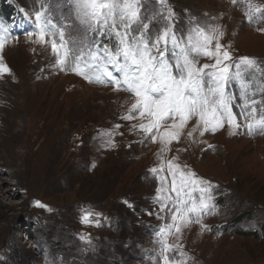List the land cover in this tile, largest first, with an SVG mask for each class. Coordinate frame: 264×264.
I'll return each mask as SVG.
<instances>
[{
    "label": "rangeland",
    "instance_id": "374dc122",
    "mask_svg": "<svg viewBox=\"0 0 264 264\" xmlns=\"http://www.w3.org/2000/svg\"><path fill=\"white\" fill-rule=\"evenodd\" d=\"M59 1L0 0L17 11L14 22H8L16 39L0 53L11 71L8 78L0 75V264H164L165 255L175 264L186 259L175 247L165 252V243L180 246L190 257L187 264H264V133L250 134L241 114L255 107L257 118L264 115V13L253 8L249 22L244 0H167L178 34L210 25L224 33L221 43L232 57L226 63L239 65L230 69L233 81L226 93L233 97L241 127L230 135L225 123L203 136L198 130L190 140L193 119L181 141L161 155L160 143L138 127L148 119H121L135 98L59 71L50 38L41 44L25 34L36 30L34 13L42 6L58 27L78 24L73 0ZM251 3L264 8V0ZM147 7L159 12L164 6L152 0ZM26 20L31 21L27 30ZM168 23L157 16L154 30ZM65 38L72 47L78 33L68 29ZM243 57L253 58L255 66L246 68ZM205 63L214 61H197ZM174 155L176 163L187 166L176 171L177 186L181 171L194 172L210 182L204 195L214 207L200 223L182 227L181 233L173 227L169 234L177 197L166 162ZM185 193L201 195L199 186L193 191L190 185L181 199L188 198ZM161 204L168 205L165 211ZM85 213H92L88 223Z\"/></svg>",
    "mask_w": 264,
    "mask_h": 264
},
{
    "label": "snow or ice",
    "instance_id": "6c2138e0",
    "mask_svg": "<svg viewBox=\"0 0 264 264\" xmlns=\"http://www.w3.org/2000/svg\"><path fill=\"white\" fill-rule=\"evenodd\" d=\"M152 0H73L76 25L57 26L47 15V9L41 7L35 11V31L25 33L28 37H35L33 42L48 44L51 40V52L55 60V67L59 71H72L82 76L89 83L111 85L116 91H125L134 98L128 115L121 117L125 120L139 118L148 119V123L138 125L141 132L148 135L153 143L159 142L160 154L172 151L170 145L179 143L184 135V129L195 119V125L187 132L192 140L194 133L199 130L203 136L207 132L214 133L227 123L230 135L237 134L231 129L241 127L237 114L232 110L233 97L227 95L226 88L233 81L230 69L239 65H229L226 61L232 59L230 53L221 43L224 33L218 31V25L207 28L195 26L187 35L177 34L173 25L174 13L167 7V0H156L164 6L159 12H152L147 7ZM237 0H233L236 3ZM249 11L245 12L249 22H252L251 11L264 13V8L253 6L251 0H244ZM167 12V15H165ZM160 19L169 21L159 29L154 30L153 21ZM75 30L78 39L69 47L65 38V31ZM264 31V29H261ZM91 32L93 35L89 36ZM103 38L111 43L101 44ZM9 39H16L11 35L6 25L0 23V53L3 52ZM213 41L215 44L213 46ZM200 58H207L214 63L198 66ZM246 68L255 66L250 57H243ZM211 69V71H206ZM11 75L10 69L3 63L0 56V75ZM239 75V71L235 73ZM246 82V81H245ZM246 95V93H243ZM256 100L251 104L255 105ZM248 108V100H244ZM257 108H248L247 114L242 109L241 114L248 121L247 130L251 134L258 129L264 133V115L259 118L254 115ZM117 128L120 125H116ZM137 127V125H133ZM193 142H195L193 140ZM186 150V149H185ZM176 151H180L177 149ZM177 156L167 160V168L173 175L172 191L176 200L171 205V220L167 232L173 227L181 233L182 227L190 223H200L206 213L211 212L207 203L210 184L195 178L194 172H180L177 186L176 171L186 168V165L176 163ZM153 172L157 169L153 168ZM199 186L201 195L198 198L185 193L187 199H181L180 194L189 186ZM36 206L45 207L37 202ZM168 207L161 204V211ZM92 213H85L83 221L90 222ZM201 227L207 229L205 225ZM82 239H85L82 237ZM90 243V241H89ZM175 247L181 257L175 264H187V254L180 246L163 244L164 251H171ZM164 264H172L170 258L164 256Z\"/></svg>",
    "mask_w": 264,
    "mask_h": 264
},
{
    "label": "trees",
    "instance_id": "16d2710c",
    "mask_svg": "<svg viewBox=\"0 0 264 264\" xmlns=\"http://www.w3.org/2000/svg\"><path fill=\"white\" fill-rule=\"evenodd\" d=\"M14 9L8 8L7 6L4 7L0 5V15L6 19L9 20L11 17H14L16 14H14ZM261 231H263L262 235L264 237V225L261 226Z\"/></svg>",
    "mask_w": 264,
    "mask_h": 264
},
{
    "label": "bare ground",
    "instance_id": "6f19581e",
    "mask_svg": "<svg viewBox=\"0 0 264 264\" xmlns=\"http://www.w3.org/2000/svg\"><path fill=\"white\" fill-rule=\"evenodd\" d=\"M31 21L30 20H26L25 21V25H24V27H26L25 29L27 30L28 29V25H29V23H30ZM15 29V28H14ZM15 30H17L18 31V29L16 28ZM4 64H5V62H4ZM5 78H8L9 77V75H7V74H5V75H3ZM70 79H72L71 77H69ZM7 129V128H6Z\"/></svg>",
    "mask_w": 264,
    "mask_h": 264
},
{
    "label": "crops",
    "instance_id": "0c3cea01",
    "mask_svg": "<svg viewBox=\"0 0 264 264\" xmlns=\"http://www.w3.org/2000/svg\"><path fill=\"white\" fill-rule=\"evenodd\" d=\"M109 87L112 89H114V87L113 86H111V85H109ZM121 93H122V91H120ZM123 92H125V91H123ZM125 95L126 96H130L131 98H134L130 93H128V92H125Z\"/></svg>",
    "mask_w": 264,
    "mask_h": 264
}]
</instances>
